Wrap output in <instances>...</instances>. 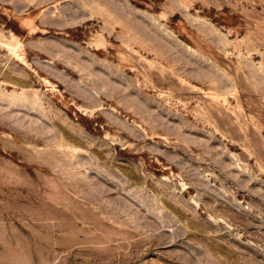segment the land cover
Instances as JSON below:
<instances>
[{"label":"rangeland","instance_id":"rangeland-1","mask_svg":"<svg viewBox=\"0 0 264 264\" xmlns=\"http://www.w3.org/2000/svg\"><path fill=\"white\" fill-rule=\"evenodd\" d=\"M0 264H264V0H0Z\"/></svg>","mask_w":264,"mask_h":264},{"label":"bare ground","instance_id":"bare-ground-1","mask_svg":"<svg viewBox=\"0 0 264 264\" xmlns=\"http://www.w3.org/2000/svg\"><path fill=\"white\" fill-rule=\"evenodd\" d=\"M129 35V34H128ZM132 38L130 37V40H131Z\"/></svg>","mask_w":264,"mask_h":264}]
</instances>
